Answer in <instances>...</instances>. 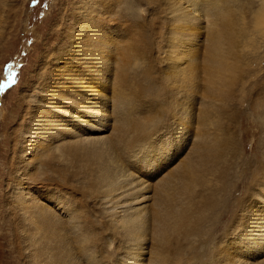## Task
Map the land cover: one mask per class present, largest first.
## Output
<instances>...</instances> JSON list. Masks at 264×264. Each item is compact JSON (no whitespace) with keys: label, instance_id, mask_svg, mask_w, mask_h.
Returning a JSON list of instances; mask_svg holds the SVG:
<instances>
[{"label":"rangeland","instance_id":"1","mask_svg":"<svg viewBox=\"0 0 264 264\" xmlns=\"http://www.w3.org/2000/svg\"><path fill=\"white\" fill-rule=\"evenodd\" d=\"M88 1L37 0L33 3V0H1L3 6H0V264H16L17 261L18 264H26L28 251L39 245V236L35 234L36 229L32 225V220L39 215L30 207L32 202L30 197L50 205L62 220L69 219L66 208L71 201L77 204L76 197L80 196V193H76V190L86 184V171L91 163L75 160L74 153L79 143L89 146L93 152H96V145L100 149H103L102 147L107 143L115 145L118 137L113 135L119 128L114 127L116 120L124 119L126 123L136 117L139 124L138 135L147 138L152 137L155 128L159 131L165 130L171 122L166 109L170 104L161 105L159 101H165L168 98L173 84L170 82L165 84L158 95L154 94L157 92L155 85H162L160 75L169 72L166 58L170 50H176L182 44L179 42L178 46L172 48L169 45L171 40L167 36L184 37L180 36L183 35L181 30L165 33L168 14L155 0H108V4L114 9L104 7L100 14L103 20L105 18L114 21L118 14L124 24L131 25L126 28L123 25L113 26L115 34L121 39L106 52L111 54L113 60V66L108 70L114 69L116 74L121 75L124 86L121 88L118 86L117 78L114 79V85L112 80L110 81V85L105 87V92L110 97L99 100V104L106 111L104 115L98 117L86 113V110L81 107L75 108L76 116L64 114L63 109L69 106L63 102L61 107L51 110L52 116L60 117L62 122L57 129L62 130L64 134L59 139L52 135V140L45 144L47 149L45 152L49 155L52 153L54 157L51 160L42 159L44 153L40 146L42 129L38 127L40 125L37 120L43 117L40 109L48 107L46 103L51 100L54 91L48 93L43 87L45 82L43 73L49 69L47 64L51 62L55 67V63L58 62L52 53L65 50L66 47L72 48L74 42L71 41L70 35L72 32L78 33L81 30L78 27V14ZM229 1L232 6L229 11L233 19L232 28L229 27L224 35L225 42L233 41L229 47V59L227 60L225 56H217L213 59L215 64L212 65L207 58H204L209 44L213 43L207 39L208 31L205 26L209 24L208 18L214 23L215 20L212 17L223 14L221 12L223 10L217 9L216 6L210 7L207 1H203L202 4L204 3L203 8L206 6L208 12L200 5L202 14L205 15L197 33L198 45L196 43L195 48L198 50L196 54L193 51L186 54L191 57V59L187 58V61L191 62L190 68L197 70L200 85V94L196 102L198 109L194 110L192 116L198 119L204 112V121L208 118L213 123L209 126L207 135L213 139L214 127L217 125L226 132V136L219 135V141L234 140L242 146L235 149L242 154L240 157L222 158L221 167L214 182L205 186V193L210 190L218 191L219 205L215 211L206 210L197 225L198 231L196 229V233L185 242V244H196L198 240L205 241L207 248L204 258L207 262L215 258L219 241L224 237L228 240L229 232L243 216L242 206L249 192L260 179H264V61L260 64L257 60L259 56L264 55V21H261V7L264 2L262 0ZM72 19L76 22L71 23ZM144 20H149L150 28L148 25L143 26L142 29L138 28V21ZM120 31L121 35H118ZM232 31L237 33L236 41L231 39ZM227 43L224 44L226 47H228ZM181 55L184 54L181 53ZM219 59L222 61V66L218 65ZM51 63L49 66L52 65ZM60 64L61 62L58 65ZM154 64L161 70L155 72L157 81L143 80L141 78L143 73L148 69L151 70ZM178 64L180 65L177 70L179 75L184 62H178ZM174 71L175 69H172V72ZM106 75L109 77L108 73ZM133 77L136 79L135 82ZM147 79L152 80L150 76ZM12 80L15 82L13 83ZM222 83L229 85L226 98L208 90V86L213 84L217 91ZM142 84L149 85L151 88L146 90L147 95L138 96L135 88L138 89ZM216 98L218 102H222L220 105L228 103V107L220 111L223 116L220 121L213 117L215 111L211 109ZM210 100L212 105L209 103L206 107H200L202 101ZM48 108L50 110V107ZM52 116H47V120L43 123H48ZM202 125L197 123L195 127L183 128L179 132L182 137L179 158L186 152L189 153L199 140L197 130H200ZM52 127L55 128L57 125ZM175 135L176 133L166 130L157 139L163 143H172ZM86 140H90V144ZM125 144L131 145L129 141ZM178 161L175 160L167 168L172 169V165H176ZM18 165L21 166L20 169ZM57 166L66 168L71 174H76L66 181L56 182L64 193L54 192L46 185L39 187L41 185L36 184V181L47 178L51 174L49 168ZM102 168L104 169V166ZM146 171L144 169L141 172L146 173ZM163 173L164 171H160L155 177L149 178L148 182H145L146 186L160 179ZM173 177L168 176L167 179ZM135 178L137 177H133ZM138 181L134 191L140 189ZM123 189H128V186ZM21 193L22 198L17 196ZM89 193L92 196L95 195L90 191L81 195L84 198L83 201L89 203L84 212H87L98 224L95 231L100 235L99 237L103 236L106 239L110 235L99 233L100 221L105 215L103 202L99 199L92 201L93 198ZM152 193L153 191H149L145 196L142 193L143 195L137 199L140 202H135L139 203V207L144 206L146 213L158 212L160 209L152 204V202L155 203L150 198ZM43 195L45 197L49 195L51 199L48 200L47 197L44 199ZM56 195L59 198H54L57 197ZM16 205L24 208L21 210ZM93 210L98 213H93ZM16 224L21 225L23 230L24 239L19 238L20 244L17 241ZM82 224H84L83 217L79 222V225ZM252 231L251 235L260 237L264 234V224L261 222L254 225ZM28 235L30 237H27ZM178 235V232H173L171 238L175 240ZM111 236L108 238L110 241L108 243L113 241V235ZM209 238L211 241H208ZM24 240L27 241L22 242ZM236 243L234 242L235 245ZM115 244L116 242L113 246ZM149 245L152 246L147 243V249ZM262 246L263 249L258 255H248L246 252L241 254L242 258L247 260L245 264H257L258 260L264 263V240ZM16 249L21 250V259L18 258ZM96 253L99 254V251ZM105 256L109 260L103 262L108 264L111 254L106 249ZM117 256L118 253L113 260L118 259ZM144 256L148 257L149 254ZM125 259L119 260L126 264Z\"/></svg>","mask_w":264,"mask_h":264},{"label":"bare ground","instance_id":"2","mask_svg":"<svg viewBox=\"0 0 264 264\" xmlns=\"http://www.w3.org/2000/svg\"><path fill=\"white\" fill-rule=\"evenodd\" d=\"M155 1L168 14L165 33L181 30L183 35L180 36H184L177 38L173 35L167 36L171 40L169 45L172 48L178 46L179 42L182 44L176 50H170L166 58L169 72L160 75L162 85H155L157 92L154 95H158L165 84L169 82L173 84L168 98L165 101H159L161 105L170 104L166 109L171 122L165 130L159 131L155 128L152 137L147 138L138 135L139 124L136 117L126 123H124V119L116 120L114 127L119 128L114 131L113 135L118 137L115 145L107 143L102 147L103 149L96 145V152H93L89 146L79 143L74 153L75 160L91 163L86 171V184L76 190V193H80V196L76 197L77 204L71 201L69 207L66 208L69 219L62 220L50 205H45V203L30 197L32 200L30 207L39 215L32 220V225L36 229L35 234L39 236V245L28 251L26 264H106L104 262L109 258L105 256V249L111 254L108 264H124L120 261L124 258H126V264H245L247 260L242 258L243 252L248 255H258L259 251L263 249L264 234L256 238L251 233H253L254 225L261 222L264 224V179H260L249 192L248 198L242 206L243 216L229 232L228 240L224 237L219 241L214 259L209 262L205 260L204 253L207 248L205 241L198 240L196 244H185L186 240L196 233L199 220L206 210L215 211L219 205L218 191L210 190L205 193L204 188L214 182L220 170L222 158H237L242 155L235 150L242 147L239 143L234 140L219 141V135L226 136L225 130L220 126L215 125L213 139L206 134L209 126L213 123L208 118L204 121V112L199 115L198 119L192 116L194 110L198 109L196 102H198L200 94V85L198 84L197 70L191 69V62L187 61V58L191 59V57L186 55L192 51L196 54L198 50L195 48L196 43L198 45L197 33H199L205 15L202 14V9L206 7L203 8L204 3L202 4V2L207 1L209 3L207 5L210 7L216 6L217 9L223 10L221 11L223 14L212 17L215 20L214 23L212 19L208 18L209 24L204 25L208 31L207 39L213 42L209 44L204 58H207L212 65L215 64L213 59L217 56H225L227 60L229 59V47L233 41L225 42L224 35L229 27L232 28L233 19L229 14L232 6L229 0H222V2L221 0ZM1 3L0 0V6H3ZM107 4L108 0H89L85 6H82L77 19L78 27L81 30L78 33L72 32L70 35L71 41L74 42L72 48L66 47L65 50L52 53L58 62L55 63V67L51 62V66H49L50 63L47 64L49 69L43 73V80L45 79L43 87L45 90L47 89L48 93L54 91L51 100L46 103L50 110L48 107H42L40 112L43 117L37 120L40 125L38 127L42 129L40 140V146L44 152L42 159L51 160L54 157L52 153L49 155L48 152H45L47 150L45 144L52 140V135L59 139L64 134L62 130L57 129L62 122L60 117L52 116L51 110L61 107V102H63L69 106V108L63 109L62 113L64 114L76 116L75 108L81 107L86 110V113L98 117L105 114L106 109L99 104V100L110 97L105 92V87L110 85V81L112 80V85H114V79L117 78L118 86L120 88L124 86V83L121 82L122 76L116 74L114 69L108 70L113 66V60L111 54L106 52L109 47L113 48L116 41L121 39L115 34L113 26L123 25L126 28L131 25L124 24L118 14L114 21L105 18L103 20L100 15L103 8L114 9ZM200 5H202V9ZM126 10L129 11V9ZM236 13L238 14V12ZM261 13V21H264V3ZM206 16L208 15L206 14ZM75 22L76 20L72 19L71 23ZM148 23L149 20L138 21V28L142 29ZM148 27L150 28L149 25ZM148 27L147 29H149ZM121 33L120 31L118 35ZM231 39L236 41L237 33L235 31H232ZM225 43L228 44V47L224 45ZM257 60L261 64L264 61V55L259 56ZM60 62L61 64L58 65ZM178 62H184L179 75L177 72L180 67ZM218 65L222 66L221 59H219ZM154 66L156 65L154 64ZM154 66L151 70L148 69L143 73L141 77L143 80L157 81L155 72L161 70ZM172 69L175 71L172 72ZM149 76L152 80L147 79ZM133 80L135 82V77ZM228 87L227 83H222L216 91V86L211 84L208 86V90L212 93L216 92L217 96L221 94L222 98H226ZM149 88L151 86L142 84L138 89L135 88L136 94L138 96L147 95ZM55 99L56 101H54ZM217 99L213 105L211 100L202 101L200 107H206L210 103L211 109L215 111L213 117L220 121L223 118L220 111L222 108L228 107V103L220 105L222 102H218ZM213 106L215 107L213 108ZM89 109L91 110L88 111ZM49 115L52 116L50 121L43 123ZM197 123L203 124L200 130H197L199 140L189 153L186 152L179 158L182 142L179 132L183 128L195 127ZM53 125H57V127L53 128ZM166 130L176 133L172 143H163L157 139ZM126 141H129L131 145L126 146ZM86 142L90 144V140H86ZM175 160L180 161L176 165H172V169L167 168ZM18 167L21 168L20 165ZM144 169L147 170L146 173L141 172ZM48 170L51 171V174L47 178L36 181V184H40L39 187L46 185L54 192L64 193L56 183L57 181H66L76 176L60 166ZM160 171H164V175L156 182L149 183L150 186H146L145 182H148L149 178L155 177ZM168 176L174 177L167 179ZM133 177L137 178L133 179ZM17 181L20 180L17 179ZM137 181L140 189L134 191ZM125 186H128V189L124 190ZM87 191L95 194L92 196L89 193L93 198L92 201L99 199L103 202L105 215L100 221L101 231L99 233L110 235L106 239L103 236L99 237L100 235L95 231L98 224L87 212H84L89 203L84 202L81 195L86 194ZM140 191L144 196L147 192L153 191L150 198L155 201L152 204L160 208L158 212L146 213L144 206L139 207V203H135L140 202L137 199L143 195ZM17 196L22 198L23 194ZM56 196L54 198H59L58 195ZM46 197L48 200L51 199L49 195ZM46 197L44 196V199ZM16 207L21 210L24 208L19 205ZM93 213L97 214L98 212L93 210ZM81 217H83L84 224L79 225ZM16 225L19 243V238L23 240L24 235L21 225ZM173 232L179 234L175 240L171 238ZM111 235H113V241L108 243L110 242L108 238H111ZM208 241H211V238ZM115 242L116 244L113 246ZM234 242H237L236 245ZM147 243L152 244V246H148V249ZM98 251L99 254L96 253ZM16 252L18 258L21 259V250L16 249ZM117 253L118 259L113 260ZM146 254L149 256H144ZM142 257L144 258L142 259ZM260 261L258 260L257 264H264ZM15 263L18 264V261Z\"/></svg>","mask_w":264,"mask_h":264},{"label":"snow or ice","instance_id":"3","mask_svg":"<svg viewBox=\"0 0 264 264\" xmlns=\"http://www.w3.org/2000/svg\"><path fill=\"white\" fill-rule=\"evenodd\" d=\"M37 2V0H33V3H36ZM14 73L12 74V76L14 77ZM11 79V78H10ZM12 82L14 83L15 81L14 80H12Z\"/></svg>","mask_w":264,"mask_h":264}]
</instances>
